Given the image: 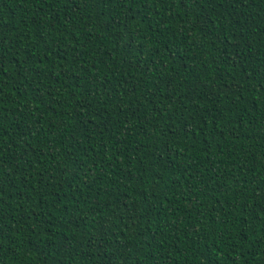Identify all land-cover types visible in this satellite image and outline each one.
<instances>
[{
  "label": "trees",
  "instance_id": "16d2710c",
  "mask_svg": "<svg viewBox=\"0 0 264 264\" xmlns=\"http://www.w3.org/2000/svg\"><path fill=\"white\" fill-rule=\"evenodd\" d=\"M0 264H264V0H0Z\"/></svg>",
  "mask_w": 264,
  "mask_h": 264
}]
</instances>
